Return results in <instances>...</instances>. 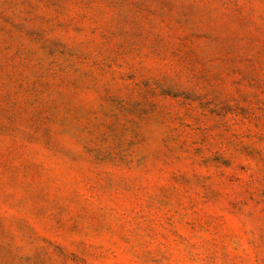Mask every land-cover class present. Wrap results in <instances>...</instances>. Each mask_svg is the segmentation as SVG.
<instances>
[{
    "label": "rangeland",
    "instance_id": "1",
    "mask_svg": "<svg viewBox=\"0 0 264 264\" xmlns=\"http://www.w3.org/2000/svg\"><path fill=\"white\" fill-rule=\"evenodd\" d=\"M0 264H264V0H0Z\"/></svg>",
    "mask_w": 264,
    "mask_h": 264
}]
</instances>
